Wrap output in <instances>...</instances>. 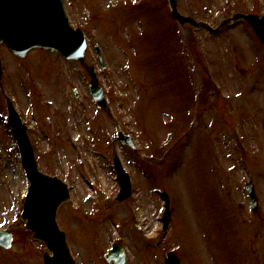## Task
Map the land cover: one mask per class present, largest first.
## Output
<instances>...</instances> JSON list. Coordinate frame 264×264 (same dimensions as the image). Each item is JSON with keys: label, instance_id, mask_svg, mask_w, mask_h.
Returning a JSON list of instances; mask_svg holds the SVG:
<instances>
[{"label": "rangeland", "instance_id": "obj_1", "mask_svg": "<svg viewBox=\"0 0 264 264\" xmlns=\"http://www.w3.org/2000/svg\"><path fill=\"white\" fill-rule=\"evenodd\" d=\"M63 2L85 33L107 112L95 107L79 62L38 48L20 59L0 46V57L4 91L28 125L39 169L70 186L57 222L77 264H107L103 253L117 238L125 264H163L169 250L180 264H264V51L250 28L179 27L168 0ZM180 8L215 26L235 11L264 14V0H180ZM5 108L0 88V227L16 236L0 247V264H42L46 248L20 218L29 182ZM119 130L137 152L120 144ZM113 152L132 180L122 202L114 200ZM161 190L170 197L166 226Z\"/></svg>", "mask_w": 264, "mask_h": 264}, {"label": "water", "instance_id": "obj_2", "mask_svg": "<svg viewBox=\"0 0 264 264\" xmlns=\"http://www.w3.org/2000/svg\"><path fill=\"white\" fill-rule=\"evenodd\" d=\"M169 2L172 15L181 24L205 26L210 31L218 30L231 19H243L250 24L264 46V15L259 17L257 13L236 12L213 29L205 22L196 21L189 15H182L178 11L179 0H169ZM0 43L5 44L12 53L21 57L30 48L40 47L58 51L68 58L82 61L85 49L83 34L79 29L74 30L69 25L61 0H0ZM90 74L92 92L99 104L104 106L102 90L97 84L95 75L91 71ZM6 100L9 123L21 150L23 166L31 181L22 217L26 218V225L33 230L34 236L44 241L48 249L52 251L51 255L48 252L44 253V264H75L69 252L65 233L55 222L57 206L68 197L66 185L59 178L38 170L26 127L21 123L10 98L6 97ZM122 139L132 145L128 137L125 136ZM114 162L120 183V192L116 199L121 201L130 195L131 184L128 174L117 157L114 158ZM247 190L251 195L253 206L256 207L257 198L251 181L247 183ZM163 195L167 202V209L163 216L164 224H166L169 215V198L166 192H163ZM11 242L10 232L0 229V245L9 247ZM104 257L108 263L124 264L125 252L121 243H112V248L107 250ZM165 264H179V259L173 251L168 252Z\"/></svg>", "mask_w": 264, "mask_h": 264}]
</instances>
